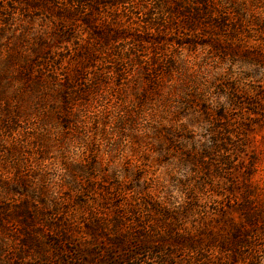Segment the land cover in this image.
<instances>
[{
	"label": "trees",
	"instance_id": "1",
	"mask_svg": "<svg viewBox=\"0 0 264 264\" xmlns=\"http://www.w3.org/2000/svg\"><path fill=\"white\" fill-rule=\"evenodd\" d=\"M82 1L88 0H71L76 4ZM219 1L143 0L140 7L145 11L144 18L132 14L127 24H112L113 28L105 32L95 31L91 19L81 18L94 32L96 41L89 51L76 54L77 60L85 61L80 77L63 76L60 94L64 122L75 124L79 120L84 95L102 94L105 87L125 90L129 101L121 119L131 130L126 135L149 155H169L170 187L181 190L183 195H175L166 186L159 196L154 193L148 198L95 202L93 209L75 224L61 223L62 243L76 241H69L70 234H85L88 241L78 240L74 252L62 248L61 252L70 256L62 261L58 257V264H234L232 257L252 245V240H264V200L250 198L249 190L242 192L241 202L234 207L240 215L236 221L226 215L232 207L218 202L222 205L219 218L227 219L222 227L203 224L190 228L183 215L175 211L179 203L183 204L179 199L194 201V196H199L196 184L203 185L199 191L202 193L206 180L211 181L212 190L217 188L215 181L222 177V169L233 163L241 169V161L248 156L246 145L234 142L237 135L225 123L231 109L227 100L232 105L248 106L249 118L244 121L249 125L261 123L253 119L264 118V9L250 4L252 0L248 5L241 0L237 7L239 0ZM126 2L107 0L104 5L113 10L112 18L118 21L125 12L120 6L125 9ZM221 4L228 8L224 11ZM169 30L173 39L167 37ZM176 37L181 41L177 42ZM121 41L127 47H120ZM166 44L187 53L179 50V54L160 63L157 50L161 53ZM200 49L203 58L196 62L195 54ZM148 52L154 55L147 59ZM238 63L250 68L229 78V70ZM223 64H228L229 69L223 70ZM30 65L31 61L22 68L29 69ZM179 69L186 76L198 70L207 76H195L196 81L188 82L185 77L172 76ZM165 70L171 76L169 88ZM244 78L249 81L247 88L239 83ZM33 79L28 81L31 86L44 82V78ZM205 83L208 85L204 87ZM122 129L127 130V126ZM120 144L114 142L111 146ZM232 151L238 156L235 162L234 158L228 160ZM144 160L148 159L142 157L134 163ZM144 166L146 163L138 165ZM245 167L248 172L244 179L249 180L255 173L254 166ZM140 179L139 176L136 182ZM161 183L165 184L164 178ZM123 189L129 193V188ZM213 191L219 196V190ZM108 205L112 209L106 213ZM182 220L184 223H178ZM76 223L81 231L75 228ZM230 243L235 249H228ZM52 244L59 245L56 241ZM225 254L229 258L226 261L221 259Z\"/></svg>",
	"mask_w": 264,
	"mask_h": 264
},
{
	"label": "rangeland",
	"instance_id": "2",
	"mask_svg": "<svg viewBox=\"0 0 264 264\" xmlns=\"http://www.w3.org/2000/svg\"><path fill=\"white\" fill-rule=\"evenodd\" d=\"M106 1L76 4L71 0H0V264H58V257L61 261L68 258L70 255L62 253V248L74 252L78 240L88 239L85 234H70L69 241H76L62 243L61 223L75 224L93 209L95 202L148 198L147 195L154 193L159 196L166 186L175 195H183L181 190L170 187L169 155H149L129 138L131 130L121 119L129 101L125 90L105 87L102 94L84 95L83 105L79 104V120L70 124L62 117L63 76L80 77L85 61L77 60L76 54L89 51L96 41L94 32L81 18L91 19L95 31L105 32L113 28L112 24H127L132 14L145 17L140 7L143 0H126L125 9L120 6L125 12L118 21L112 18L113 10L104 5ZM252 1L250 4L264 9V0ZM244 2L248 5L249 0ZM221 8L225 11L228 7L221 4ZM171 31L167 37L173 39ZM124 43L121 41L120 47H127ZM163 47L161 53L157 50L160 63L183 50L168 44ZM202 51H196V62L203 58ZM182 52L187 53L185 49ZM151 55L154 54L148 52L145 57ZM30 61L29 69L24 70L22 67ZM227 66L223 64V70L229 69ZM249 68L238 63L227 76H240ZM203 75L207 76L198 70L186 76L181 69L172 76L185 77L189 82ZM33 78H44V82L38 87L31 86L28 81ZM170 78L165 70L168 88ZM248 82L245 78L239 80L244 88ZM213 86L211 89L216 92ZM227 105L231 109L228 108L230 116L225 123L237 135L234 142L246 145L249 153L246 160L241 158L244 160L241 169L236 163L222 169V177L215 181L218 186L213 189L219 190V196L213 195L211 181L206 180L203 193L199 192L203 185L196 184L199 196L195 195L194 201L179 199L183 204L179 203L175 211L183 215L190 228L225 225L227 219L219 218L222 205L218 202L232 207L226 215L232 221L238 220L240 215L234 207L241 202L243 191L249 190L250 198L264 200V118L253 119L262 124L249 125L244 121L249 118L247 105L239 107L229 100ZM126 126L127 130L122 129ZM114 142L122 145L112 147ZM231 154L228 160H238L234 151ZM142 157L148 160L134 163ZM143 163L146 166L138 167ZM250 164L255 173L247 180L245 166ZM139 176L141 179L136 182ZM163 178L165 186L161 183ZM124 187L129 188V193H125ZM108 207L106 213L112 209L111 205ZM75 228L82 230L77 223ZM54 241L59 244L57 247L52 244ZM251 242L237 257H232L234 264H245L244 259L248 263L264 264L263 238ZM232 243L228 249H235ZM221 259L229 258L225 254Z\"/></svg>",
	"mask_w": 264,
	"mask_h": 264
}]
</instances>
